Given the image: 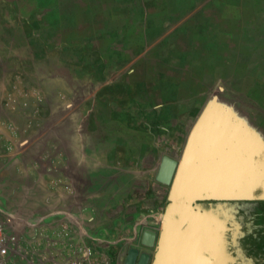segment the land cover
Returning a JSON list of instances; mask_svg holds the SVG:
<instances>
[{
    "label": "rangeland",
    "instance_id": "obj_1",
    "mask_svg": "<svg viewBox=\"0 0 264 264\" xmlns=\"http://www.w3.org/2000/svg\"><path fill=\"white\" fill-rule=\"evenodd\" d=\"M165 1L0 0V216L27 239L65 226L122 264L145 224L161 229L160 162L180 159L205 110L264 155V45ZM227 202L239 257L264 264V199Z\"/></svg>",
    "mask_w": 264,
    "mask_h": 264
},
{
    "label": "water",
    "instance_id": "obj_2",
    "mask_svg": "<svg viewBox=\"0 0 264 264\" xmlns=\"http://www.w3.org/2000/svg\"><path fill=\"white\" fill-rule=\"evenodd\" d=\"M243 137L234 124L211 111L198 117L180 159L163 156L156 174L170 190L161 229L144 228L140 235V244L153 253L129 247L122 264L223 263L212 242L219 239L213 232L227 229L233 217L230 210L225 212L227 201L264 199V155ZM206 200L222 201L214 209L217 219L195 207ZM227 256L228 264L234 261Z\"/></svg>",
    "mask_w": 264,
    "mask_h": 264
},
{
    "label": "crops",
    "instance_id": "obj_3",
    "mask_svg": "<svg viewBox=\"0 0 264 264\" xmlns=\"http://www.w3.org/2000/svg\"><path fill=\"white\" fill-rule=\"evenodd\" d=\"M178 5L172 6V10L176 11H184L188 12V16L190 17L193 22L198 21L203 28H213L215 30V35L217 37H227L229 35H240L243 37V28L251 27L252 33L254 37L257 39L256 42H261L264 45V0H176ZM158 10L168 11L170 10L169 2L167 0L165 2L158 3ZM235 11V14L229 12ZM245 11L251 12L250 19L247 20L244 13ZM235 22L237 25V31H230L228 29V23ZM239 27V33H238ZM262 48V47H261ZM264 50V48H262ZM153 203V208L155 210H159L163 208L164 201L158 195L153 197L151 200ZM217 201H197L195 202V207L200 209L202 213H208L217 219L218 210L215 211L214 209L217 207ZM228 205V202H227ZM152 212L156 213V211L152 210ZM163 211L158 212L159 217ZM216 213V214H215ZM220 218L223 216L221 214ZM153 218L156 217V214ZM231 218V217H229ZM227 220V218H225ZM233 220V219H231ZM218 221H221V219ZM230 222V221H229ZM155 225L148 223L145 224L144 228H151L154 230L156 227ZM225 230H220V232H216L219 235V239L215 240V246L217 248V253L219 254L220 260H224L222 264H228V256L227 254L232 252V249L235 251L238 250L236 259L232 261L230 264H233L235 261L241 260L243 264V260L239 257V252L242 249L239 246H235L237 240L235 242H231V237L233 240V233H231V227L229 224L226 223ZM143 228V229H144ZM213 244V242H212ZM234 244V245H233ZM239 245V244H238Z\"/></svg>",
    "mask_w": 264,
    "mask_h": 264
},
{
    "label": "built area",
    "instance_id": "obj_4",
    "mask_svg": "<svg viewBox=\"0 0 264 264\" xmlns=\"http://www.w3.org/2000/svg\"><path fill=\"white\" fill-rule=\"evenodd\" d=\"M21 224L15 215L0 216V264H113L77 231L36 224L29 240Z\"/></svg>",
    "mask_w": 264,
    "mask_h": 264
},
{
    "label": "flooded vegetation",
    "instance_id": "obj_5",
    "mask_svg": "<svg viewBox=\"0 0 264 264\" xmlns=\"http://www.w3.org/2000/svg\"><path fill=\"white\" fill-rule=\"evenodd\" d=\"M229 210H225V212H228ZM137 247L140 251L142 250H147V251H150L151 253H153V248H148V247H145L143 245L140 244V246H135ZM233 264H243L241 260L239 261H235Z\"/></svg>",
    "mask_w": 264,
    "mask_h": 264
},
{
    "label": "bare ground",
    "instance_id": "obj_6",
    "mask_svg": "<svg viewBox=\"0 0 264 264\" xmlns=\"http://www.w3.org/2000/svg\"><path fill=\"white\" fill-rule=\"evenodd\" d=\"M241 124V123H240ZM236 129L240 132V130L238 129V126H236ZM244 138V137H243ZM245 139V138H244Z\"/></svg>",
    "mask_w": 264,
    "mask_h": 264
}]
</instances>
